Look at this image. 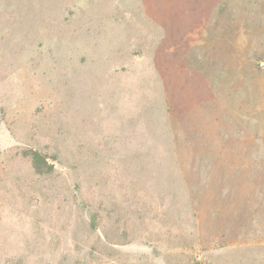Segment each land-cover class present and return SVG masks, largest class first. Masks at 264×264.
<instances>
[{
	"label": "rangeland",
	"instance_id": "rangeland-1",
	"mask_svg": "<svg viewBox=\"0 0 264 264\" xmlns=\"http://www.w3.org/2000/svg\"><path fill=\"white\" fill-rule=\"evenodd\" d=\"M0 264H264V0H0Z\"/></svg>",
	"mask_w": 264,
	"mask_h": 264
},
{
	"label": "trees",
	"instance_id": "trees-1",
	"mask_svg": "<svg viewBox=\"0 0 264 264\" xmlns=\"http://www.w3.org/2000/svg\"><path fill=\"white\" fill-rule=\"evenodd\" d=\"M32 158L33 165L38 172H45L44 167H48L49 170L54 168V164L49 163L47 156L37 149H30L26 152Z\"/></svg>",
	"mask_w": 264,
	"mask_h": 264
}]
</instances>
